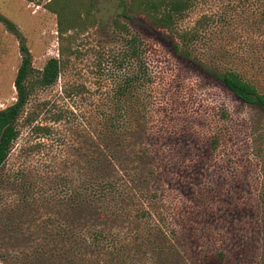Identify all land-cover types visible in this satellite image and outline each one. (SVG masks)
<instances>
[{"label": "rangeland", "instance_id": "obj_1", "mask_svg": "<svg viewBox=\"0 0 264 264\" xmlns=\"http://www.w3.org/2000/svg\"><path fill=\"white\" fill-rule=\"evenodd\" d=\"M119 2L0 0V15L15 25L34 69L18 137L0 168V264H23L19 256H31L35 247L37 219L53 216L48 207L37 213L35 202L24 206L14 173L28 168L35 177L48 170L66 177V155L104 139L103 114L136 70L127 44L134 33L143 41L140 69L153 75L141 93L156 101L159 127L151 144L162 158L164 211L179 232L184 264H263L264 109L217 77L235 70L264 93L261 0H197L179 26L210 23L195 44L200 61L175 53L169 34L142 17L122 15ZM19 37L0 20V108L16 99ZM51 57L59 75L43 86L37 71ZM213 133L220 135L216 149L208 145Z\"/></svg>", "mask_w": 264, "mask_h": 264}, {"label": "trees", "instance_id": "obj_2", "mask_svg": "<svg viewBox=\"0 0 264 264\" xmlns=\"http://www.w3.org/2000/svg\"><path fill=\"white\" fill-rule=\"evenodd\" d=\"M196 1L119 3L122 15L142 17L150 26L167 32L175 53L200 61L194 53L195 44L205 37V26L210 23L179 26ZM261 5L264 17V0ZM0 20L19 37L10 20L1 15ZM19 41L21 62L13 83L16 99L0 108V168L18 137L17 120L27 104L34 72L29 50ZM142 42L136 33L127 39L128 55L135 59L136 70L118 85L113 107L103 114L100 132L104 139L98 143L89 140L75 157L66 155V177L50 176L51 170L35 177L28 168L14 173L16 186L24 194V206L35 202L37 213L48 207L53 215L47 220L37 219L35 247L31 256H19L23 264H184L179 232L164 211L157 168L162 158L151 144L153 130L159 127L155 128L153 119L156 101L141 93L142 87L153 82L151 71L140 69ZM37 74L41 85L53 84L59 75L58 59L49 58ZM217 77L239 99L264 109V93L239 72L226 69L217 72ZM34 130L48 131V127L35 126ZM219 141V133H213L208 145L216 149ZM69 144L66 139V149ZM261 201L264 203V195ZM7 258L11 255L3 257ZM262 260L264 264L263 254Z\"/></svg>", "mask_w": 264, "mask_h": 264}]
</instances>
